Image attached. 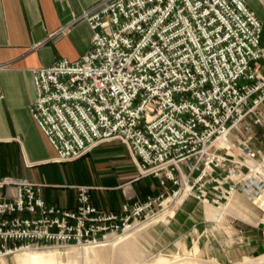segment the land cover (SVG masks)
<instances>
[{
    "label": "built area",
    "instance_id": "1",
    "mask_svg": "<svg viewBox=\"0 0 264 264\" xmlns=\"http://www.w3.org/2000/svg\"><path fill=\"white\" fill-rule=\"evenodd\" d=\"M78 19L93 30L90 49L31 70L32 117L57 161L120 140L163 191L116 211L78 184L76 207L62 208L43 183L0 178V259L98 246L189 197L222 206L239 190L264 195V148L242 131L251 114L263 122V22L244 0H100Z\"/></svg>",
    "mask_w": 264,
    "mask_h": 264
},
{
    "label": "crops",
    "instance_id": "2",
    "mask_svg": "<svg viewBox=\"0 0 264 264\" xmlns=\"http://www.w3.org/2000/svg\"><path fill=\"white\" fill-rule=\"evenodd\" d=\"M99 1L0 0V178L43 183L46 202L62 208L76 207V185H91L94 205L118 211L125 201L161 194L159 180L140 176L130 148L120 140L101 142L77 160L57 161L30 112L36 97L31 70L57 58L77 60L90 49L93 30L78 18ZM244 1L263 22L264 49V0ZM258 111L264 120V102ZM254 119L252 114L246 118L256 134L251 144L264 148V122ZM233 200L234 206L219 214L211 204L189 197L170 223L160 226L162 247L196 244L202 255L224 263L264 253V213L261 217L246 205L240 191Z\"/></svg>",
    "mask_w": 264,
    "mask_h": 264
},
{
    "label": "rangeland",
    "instance_id": "3",
    "mask_svg": "<svg viewBox=\"0 0 264 264\" xmlns=\"http://www.w3.org/2000/svg\"><path fill=\"white\" fill-rule=\"evenodd\" d=\"M242 131L244 134L252 135V140L256 136L252 129H243ZM247 135H244V137ZM252 140L250 143H252ZM251 146L253 145L251 144ZM242 193L248 199L246 205L254 207L252 208L254 212L262 217L264 213V195L253 198L245 192ZM234 195L222 206L208 204L216 207L219 214L225 213L230 206H234V200L232 201ZM182 204L173 209L170 215H163L153 222L138 225L135 227L136 229L133 228L121 237L111 239L109 242H104L98 246H74L68 248L64 253L53 248L28 249L3 257L0 259V264H26L20 262L32 255H37L43 259L41 264H264V253L245 256L234 262L224 263L214 257L202 255L196 244L186 245L182 242H172L175 244L163 248V243L160 240L162 231L160 226L170 223ZM246 205L244 207H247ZM227 206L228 208H226Z\"/></svg>",
    "mask_w": 264,
    "mask_h": 264
},
{
    "label": "bare ground",
    "instance_id": "4",
    "mask_svg": "<svg viewBox=\"0 0 264 264\" xmlns=\"http://www.w3.org/2000/svg\"><path fill=\"white\" fill-rule=\"evenodd\" d=\"M172 200V199H170ZM260 201V200H259ZM168 202V201H167ZM181 202V200H177L175 202V206L170 209L169 212H171L173 209L176 208V206ZM138 228V227H137ZM136 229V228H135ZM70 247H74V246H70ZM69 247V248H70ZM28 250V249H27ZM43 259H41L40 257H38L37 255H32V256H28L26 259H24L23 261H21L20 263H26V264H41ZM44 264V263H43Z\"/></svg>",
    "mask_w": 264,
    "mask_h": 264
}]
</instances>
